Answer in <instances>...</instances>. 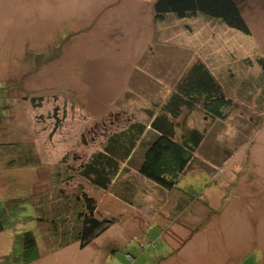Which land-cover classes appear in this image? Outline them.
<instances>
[{"label":"rangeland","instance_id":"obj_1","mask_svg":"<svg viewBox=\"0 0 264 264\" xmlns=\"http://www.w3.org/2000/svg\"><path fill=\"white\" fill-rule=\"evenodd\" d=\"M118 1L0 0V264H26L24 232L43 250L28 264H264V74L247 66L264 57V0H236L247 35L201 14L155 19L154 0ZM195 62L231 98L221 119L201 108L180 119L211 138L213 150L197 156L217 158L200 157L213 175L193 174L205 170L194 160L165 189L136 169L141 143L119 162L129 168L119 179H134L142 213L77 174L111 133L148 122L145 107L164 101ZM66 170L71 180L61 184ZM85 192L97 220L115 221L82 249ZM54 222L55 241L45 228ZM64 240L71 244L53 255V241Z\"/></svg>","mask_w":264,"mask_h":264},{"label":"trees","instance_id":"obj_2","mask_svg":"<svg viewBox=\"0 0 264 264\" xmlns=\"http://www.w3.org/2000/svg\"><path fill=\"white\" fill-rule=\"evenodd\" d=\"M153 10L155 19H158V17L162 18L167 13H173L179 19L201 14L220 20L229 27L246 35L249 34L248 26L237 7L236 0H155ZM263 58L260 56L254 63L247 66L255 65L260 70L261 75H263ZM39 98L42 97L37 99ZM230 105L231 98L224 95L221 85L217 83L211 72L207 70L205 64L195 62L175 82L171 92L164 101L154 103V109L145 107L147 109H144L145 112L143 111V113L145 117H148V122L146 120L135 121L132 119L124 128L111 133L107 137L102 150L92 153L88 160L81 164L77 174L97 189L107 191L112 185L113 178L121 172L126 173L129 169L120 168L119 162L124 161V166L130 163L134 151L143 143L142 157L139 164L135 165V167L140 174L165 189L171 190L175 188L182 176L192 172L190 167L193 165L194 160H200L205 170L196 171L193 174L206 172V169L210 168L212 171L208 172L213 175L215 169L211 165L217 158L213 159L206 155L208 159H205L203 155H200L210 165L197 156V152L202 150V146H204V155L208 151L213 150V146H209L211 138H207L204 132L197 127L186 126V122L182 123L181 126L180 119L184 112H192L198 108H201L211 118L221 119L225 116L223 109ZM55 114L56 111H54ZM24 153L25 151L22 150L20 152L21 156H35L34 153ZM225 159L226 157L222 160L224 161ZM65 161L66 157H63L61 162L65 165V169H68ZM30 162L31 158H28L25 164L27 165ZM66 172L68 173L67 170ZM71 177L72 175L68 173L59 181L61 184L64 182L69 184ZM132 183H134V179L129 176L128 180H122L117 186L116 183L113 184L112 188L107 192L114 191L113 196L124 203L132 202L134 200L130 196L134 194V188L130 189V184ZM124 187L126 191H124ZM49 190L39 194H46ZM119 194L122 196L125 194L126 197H119ZM84 200L86 207L78 214L83 223L77 233L78 236L75 238L76 241H79L82 249L96 237L103 234L109 225L115 221L107 218H103L101 221L97 220L94 216L95 201L87 195H85ZM137 209L141 210L138 206ZM141 211L145 212L146 210ZM36 220L38 225L45 224L44 218L38 217ZM54 224L52 231L46 226L45 228L51 239L55 241V238L60 233L57 231L58 225L56 222ZM0 231H2L1 225ZM177 238L179 239L180 236ZM40 241L35 233L24 232V243L27 249L26 264L41 258L43 250L39 243ZM47 241L51 247L50 239H47ZM54 241L53 245L58 247L71 244L66 240L63 243H54ZM149 245L151 244L147 246ZM52 250L57 249H51L50 251ZM126 256L129 259L132 258L130 254Z\"/></svg>","mask_w":264,"mask_h":264},{"label":"crops","instance_id":"obj_3","mask_svg":"<svg viewBox=\"0 0 264 264\" xmlns=\"http://www.w3.org/2000/svg\"><path fill=\"white\" fill-rule=\"evenodd\" d=\"M119 176H120V174H119L118 176H116L115 180L113 181V184L116 183V186H117L122 180H128V178H129L128 174H125L124 177H123L122 179H119ZM127 176H128V177H127ZM113 184H112V185H113ZM122 189H123V188H122ZM124 191H126L125 187H124ZM134 193H135V192H134ZM108 196L114 197V196L111 195V194H109ZM123 196H125V194H124ZM130 196L134 197V194H133V195H130ZM125 197H126V196H125ZM114 198H116V197H114ZM116 199H117V198H116ZM117 200H118V199H117ZM133 201H135V200H133ZM133 201H132V202H125V203L122 202V203H123L127 208L132 209L133 212L140 211V212L144 213L143 211L137 209V206H136L135 204H132ZM134 203H135V202H134ZM145 203H147V202H145ZM128 204H132V205H128ZM138 205H139V203H138ZM66 247H67V246L58 247V248H56L57 250H52V252H53L52 254H53V255H54V254L58 255L60 251L66 250ZM180 249H182V246H180ZM41 255H42V254H41Z\"/></svg>","mask_w":264,"mask_h":264},{"label":"flooded vegetation","instance_id":"obj_4","mask_svg":"<svg viewBox=\"0 0 264 264\" xmlns=\"http://www.w3.org/2000/svg\"><path fill=\"white\" fill-rule=\"evenodd\" d=\"M155 1V0H154ZM118 3H119V1L118 0H107V2L105 3V4H112V6H113V8H116L117 7V5H118ZM154 3V2H153ZM104 4V5H105ZM100 13H102V12H100ZM118 119V118H117ZM116 119V120H117ZM118 176V175H117ZM115 178L116 177H114L113 178V181L115 180ZM113 181H112V184H113ZM92 186V185H91ZM96 188V187H95ZM112 188V185L110 186V188H109V190ZM102 191H105V190H102ZM87 193L85 192V195H86ZM85 195H84V197H85ZM88 196V195H87ZM118 199V198H117ZM77 200H79L78 199V197H77ZM119 201H121L120 199H118ZM85 201V200H84Z\"/></svg>","mask_w":264,"mask_h":264},{"label":"bare ground","instance_id":"obj_5","mask_svg":"<svg viewBox=\"0 0 264 264\" xmlns=\"http://www.w3.org/2000/svg\"><path fill=\"white\" fill-rule=\"evenodd\" d=\"M20 82V81H19ZM241 241L239 240V243H240Z\"/></svg>","mask_w":264,"mask_h":264},{"label":"water","instance_id":"obj_6","mask_svg":"<svg viewBox=\"0 0 264 264\" xmlns=\"http://www.w3.org/2000/svg\"><path fill=\"white\" fill-rule=\"evenodd\" d=\"M89 158V157H88ZM86 162V161H85ZM84 163V162H83Z\"/></svg>","mask_w":264,"mask_h":264}]
</instances>
